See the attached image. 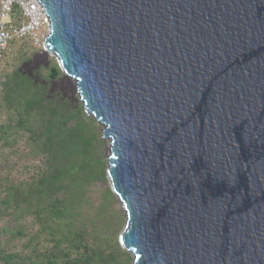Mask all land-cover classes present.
I'll use <instances>...</instances> for the list:
<instances>
[{
    "label": "water",
    "instance_id": "obj_1",
    "mask_svg": "<svg viewBox=\"0 0 264 264\" xmlns=\"http://www.w3.org/2000/svg\"><path fill=\"white\" fill-rule=\"evenodd\" d=\"M38 1L133 264H264V0Z\"/></svg>",
    "mask_w": 264,
    "mask_h": 264
},
{
    "label": "trees",
    "instance_id": "obj_2",
    "mask_svg": "<svg viewBox=\"0 0 264 264\" xmlns=\"http://www.w3.org/2000/svg\"><path fill=\"white\" fill-rule=\"evenodd\" d=\"M36 50L26 39L0 53L9 61L0 74V147L26 163L22 179L13 166L0 169V219L13 225L0 231V264H133L119 240L126 218L98 121L55 89L63 77L55 57L32 70Z\"/></svg>",
    "mask_w": 264,
    "mask_h": 264
},
{
    "label": "built area",
    "instance_id": "obj_3",
    "mask_svg": "<svg viewBox=\"0 0 264 264\" xmlns=\"http://www.w3.org/2000/svg\"><path fill=\"white\" fill-rule=\"evenodd\" d=\"M49 26L48 15L38 0H0V53L8 50L13 41L26 39L47 51Z\"/></svg>",
    "mask_w": 264,
    "mask_h": 264
},
{
    "label": "rangeland",
    "instance_id": "obj_4",
    "mask_svg": "<svg viewBox=\"0 0 264 264\" xmlns=\"http://www.w3.org/2000/svg\"><path fill=\"white\" fill-rule=\"evenodd\" d=\"M52 57H54V56L47 53L46 51L43 52L40 49L36 50L34 52V56L31 58L33 60L32 70L40 69L43 67H48L49 63H50L49 62L50 58H52ZM8 62L9 61H4V62L0 63V74L7 67L6 64ZM1 78L2 77L0 75V79ZM56 88H59V89L66 91L67 96H69L73 100V102H76V104L79 103V101H77V94L75 93V90L73 88V83L68 78H63V77L60 78L58 80V82L55 83V89ZM98 126H99V132L102 134V138L104 139V137H103V128L104 127L100 123H98ZM104 142H105V146H106V155L108 158L109 148H110L109 140L104 139ZM23 146H24V143H23ZM23 165H26V163H24V161H22V159H20L19 157H17L16 154H14L12 148L0 147V169L1 170H3V168L9 170L10 167L13 166V167H15L16 170H18V172L16 171V173L13 174L14 178L22 179L25 177V174H24L25 168H23L24 167ZM109 185H110V182H109ZM101 187L105 188V186H103V185H96L94 188L98 189ZM110 187H111V185H110ZM122 210H123V207H122ZM123 212H124V210H123ZM124 215H125V212H124ZM7 224H8L9 229L13 228V225L9 222V219L7 217L4 219H0V231ZM6 239L7 238L3 237V235L0 234V240L5 241ZM119 240H120V235H119Z\"/></svg>",
    "mask_w": 264,
    "mask_h": 264
}]
</instances>
